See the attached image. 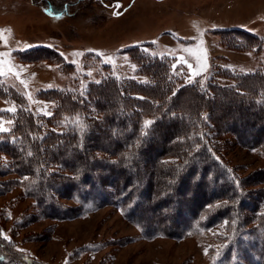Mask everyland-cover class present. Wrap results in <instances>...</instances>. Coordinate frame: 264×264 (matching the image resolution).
I'll return each instance as SVG.
<instances>
[{"label":"trees","instance_id":"16d2710c","mask_svg":"<svg viewBox=\"0 0 264 264\" xmlns=\"http://www.w3.org/2000/svg\"><path fill=\"white\" fill-rule=\"evenodd\" d=\"M29 1L57 16L72 14L81 2ZM218 32L226 48H263L262 38L243 28ZM126 52L146 81L109 73L81 88L40 90L37 97L54 104L49 115L1 83L0 97L16 103L14 111H4L13 126L0 133V155L10 162L6 172L23 180L44 218L114 205L149 239H179L223 224L219 264H264V168L241 174V166H230L219 153L230 135L264 155V67L248 73L216 68L183 82L169 56L143 46ZM19 53L22 61L44 59L75 70L49 47ZM220 76L232 82L222 84ZM61 190L76 205L56 203ZM16 256L0 238V264H40Z\"/></svg>","mask_w":264,"mask_h":264},{"label":"rangeland","instance_id":"374dc122","mask_svg":"<svg viewBox=\"0 0 264 264\" xmlns=\"http://www.w3.org/2000/svg\"><path fill=\"white\" fill-rule=\"evenodd\" d=\"M71 12L51 15L29 0H0V84L22 92L30 107L45 115L54 104L38 98L40 90L81 88L109 73L146 81L126 52L132 46L169 56L183 82L206 78L216 68L248 73L264 67V0H81ZM229 27L261 37L262 50L226 48L218 30ZM40 46L57 50L75 70L19 58L20 51ZM219 81L230 84L232 79L220 76ZM15 109V102L0 97V133L13 126L4 111ZM227 139L219 153L230 166H241V174L264 168L261 152L241 146L230 135ZM9 164L0 155V238L14 256L21 252L40 264H219L217 236L223 224L179 239H149L114 205L89 207L73 218H44L23 180L6 172ZM55 200L63 208L76 205L62 190Z\"/></svg>","mask_w":264,"mask_h":264},{"label":"snow or ice","instance_id":"6c2138e0","mask_svg":"<svg viewBox=\"0 0 264 264\" xmlns=\"http://www.w3.org/2000/svg\"><path fill=\"white\" fill-rule=\"evenodd\" d=\"M189 67H191V65H189ZM0 74H3V73H0ZM10 110H12V109H10ZM0 130H3V129H0ZM207 251V250H206Z\"/></svg>","mask_w":264,"mask_h":264}]
</instances>
